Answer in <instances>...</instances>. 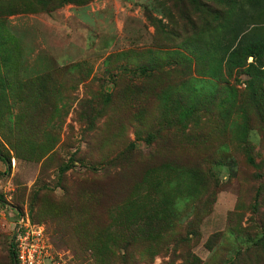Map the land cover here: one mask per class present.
<instances>
[{
    "label": "rangeland",
    "instance_id": "obj_1",
    "mask_svg": "<svg viewBox=\"0 0 264 264\" xmlns=\"http://www.w3.org/2000/svg\"><path fill=\"white\" fill-rule=\"evenodd\" d=\"M244 33L264 0H0V264L24 213L67 264H264Z\"/></svg>",
    "mask_w": 264,
    "mask_h": 264
},
{
    "label": "built area",
    "instance_id": "obj_2",
    "mask_svg": "<svg viewBox=\"0 0 264 264\" xmlns=\"http://www.w3.org/2000/svg\"><path fill=\"white\" fill-rule=\"evenodd\" d=\"M10 243L14 264H67L51 252L43 225L25 213L13 220Z\"/></svg>",
    "mask_w": 264,
    "mask_h": 264
},
{
    "label": "trees",
    "instance_id": "obj_3",
    "mask_svg": "<svg viewBox=\"0 0 264 264\" xmlns=\"http://www.w3.org/2000/svg\"><path fill=\"white\" fill-rule=\"evenodd\" d=\"M245 9H243L242 7H238L236 10H234V8L230 11L231 15L235 16V18L238 20L241 18V16L245 14ZM230 20V18H229ZM232 23V21L229 22V24ZM237 25V24H235ZM230 31V29H229ZM264 49V42L261 41L260 39L256 38L255 36H253L252 34H241V36L239 37L237 43L235 44V46L233 47V49L231 50V55L236 56V53L238 55H242L243 60L246 59L247 56L249 55H253V56H258L260 54V52H262ZM258 71V70H257ZM247 74L249 76V81H248V85H252L254 79L253 75H256V73H252V72H248ZM255 108L257 110H261L262 106L260 104L257 103V100H255ZM0 160H2L3 162L6 161L4 156H2L0 154ZM8 256L10 259V263H13V256H12V251H11V243L9 242L8 244Z\"/></svg>",
    "mask_w": 264,
    "mask_h": 264
}]
</instances>
